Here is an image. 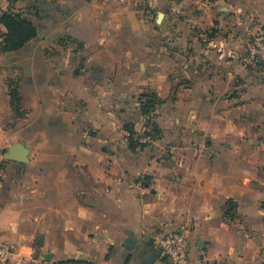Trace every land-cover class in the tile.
I'll use <instances>...</instances> for the list:
<instances>
[{"label": "crops", "instance_id": "0c3cea01", "mask_svg": "<svg viewBox=\"0 0 264 264\" xmlns=\"http://www.w3.org/2000/svg\"><path fill=\"white\" fill-rule=\"evenodd\" d=\"M8 8L37 34L0 53L30 59L32 92L14 119L0 80V152L21 151L0 170V242L16 245L0 264H167L156 240L181 226L188 264H264V69L245 51L264 0H179L155 20L142 0ZM78 58L64 84L57 64ZM148 91L160 133L131 147Z\"/></svg>", "mask_w": 264, "mask_h": 264}, {"label": "trees", "instance_id": "16d2710c", "mask_svg": "<svg viewBox=\"0 0 264 264\" xmlns=\"http://www.w3.org/2000/svg\"><path fill=\"white\" fill-rule=\"evenodd\" d=\"M0 25L5 28V32L0 36V53L18 50L37 34L36 25L28 18L22 16L20 12L11 8L0 14ZM138 100L144 116V135L153 139L160 133L154 122V116L156 108L163 102V99L155 92L148 91L140 93ZM123 128L128 134V142L131 147L144 146V142L133 138L134 130L130 123H124ZM75 262L78 261L68 260L65 263Z\"/></svg>", "mask_w": 264, "mask_h": 264}, {"label": "rangeland", "instance_id": "374dc122", "mask_svg": "<svg viewBox=\"0 0 264 264\" xmlns=\"http://www.w3.org/2000/svg\"><path fill=\"white\" fill-rule=\"evenodd\" d=\"M142 1H144L148 6V8L154 12L152 20H155L156 11H163V9L167 7L169 8L171 4L179 2V0H142ZM140 6H141L140 10H144V7L142 5ZM161 17L162 15H159V18ZM89 50H91V48H88L86 51ZM47 53L48 52L46 51L45 52L46 60L48 59ZM65 57H67V55L62 57L61 60ZM66 60L67 58H65L64 61ZM82 60H83L82 58H78L77 61L75 60L74 66L73 65L70 66V63L64 61L62 62L64 65L62 63L57 64L59 69H62L63 71L65 70V72L66 70H69V73L67 72L68 74L65 75V82H63L64 84H69L71 78H73L70 75V73H72L73 76H77L80 74L79 72L75 73V70L78 69L80 64H82ZM30 67H31L30 59H20L12 56L6 58V60H4V62L0 65V80H2V83H4L5 85H8V88L5 91V93L8 94L9 96V108H10V110H8L7 116L9 115L10 112L12 116L14 115V119L17 117L20 118L25 117L28 108L26 106H22V101L27 103L32 99V95H31L32 92L29 88V80H28ZM3 75H6V77L4 78ZM79 94L80 92L71 90L69 96L74 98V97H79ZM146 144L147 143H145L144 145Z\"/></svg>", "mask_w": 264, "mask_h": 264}, {"label": "built area", "instance_id": "2783aa9c", "mask_svg": "<svg viewBox=\"0 0 264 264\" xmlns=\"http://www.w3.org/2000/svg\"><path fill=\"white\" fill-rule=\"evenodd\" d=\"M247 60L254 67L264 69V31L258 30L249 33L245 42ZM141 142H150V137L143 135ZM5 153L0 152V170L6 163ZM156 252L167 264H188L190 240L189 231L186 226L163 233L156 240ZM16 245L12 242H0V260H8Z\"/></svg>", "mask_w": 264, "mask_h": 264}, {"label": "water", "instance_id": "95a60500", "mask_svg": "<svg viewBox=\"0 0 264 264\" xmlns=\"http://www.w3.org/2000/svg\"><path fill=\"white\" fill-rule=\"evenodd\" d=\"M5 153V158L10 161H20L21 151L19 150H10L8 153Z\"/></svg>", "mask_w": 264, "mask_h": 264}]
</instances>
